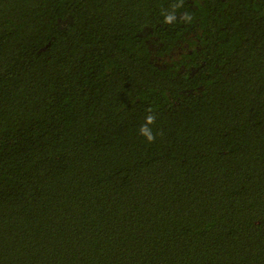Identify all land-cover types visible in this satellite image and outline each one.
<instances>
[{
	"label": "trees",
	"instance_id": "1",
	"mask_svg": "<svg viewBox=\"0 0 264 264\" xmlns=\"http://www.w3.org/2000/svg\"><path fill=\"white\" fill-rule=\"evenodd\" d=\"M0 264H264V0H0Z\"/></svg>",
	"mask_w": 264,
	"mask_h": 264
},
{
	"label": "clouds",
	"instance_id": "2",
	"mask_svg": "<svg viewBox=\"0 0 264 264\" xmlns=\"http://www.w3.org/2000/svg\"><path fill=\"white\" fill-rule=\"evenodd\" d=\"M173 19H174V17L169 15V16L166 17V22L171 23ZM154 122H155V117L153 115L147 116L146 124L144 126H142L141 130H140L141 134L144 135L149 142H152L155 139V137L152 134L151 130L148 128V125H151Z\"/></svg>",
	"mask_w": 264,
	"mask_h": 264
}]
</instances>
